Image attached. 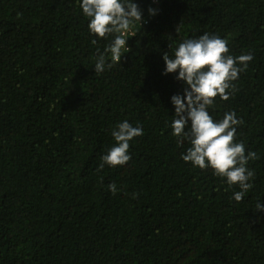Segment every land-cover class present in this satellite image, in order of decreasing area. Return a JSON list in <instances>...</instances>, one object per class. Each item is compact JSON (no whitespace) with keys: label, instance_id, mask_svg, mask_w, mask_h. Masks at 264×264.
<instances>
[{"label":"trees","instance_id":"1","mask_svg":"<svg viewBox=\"0 0 264 264\" xmlns=\"http://www.w3.org/2000/svg\"><path fill=\"white\" fill-rule=\"evenodd\" d=\"M134 2L143 24L97 75L114 37L89 31L82 0H0V264H264V0ZM204 33L253 55L209 108L235 111L236 142L258 154L241 202L238 185L182 159L190 145L170 127L186 84L163 55ZM124 120L143 135L127 164L101 169Z\"/></svg>","mask_w":264,"mask_h":264},{"label":"clouds","instance_id":"2","mask_svg":"<svg viewBox=\"0 0 264 264\" xmlns=\"http://www.w3.org/2000/svg\"><path fill=\"white\" fill-rule=\"evenodd\" d=\"M80 7L90 20L88 28L93 35L114 37L104 52L98 50L94 70L99 75L121 62L128 37L130 34L134 36L133 28L137 22H144L143 13L134 0H82ZM148 11L155 15L157 10L149 8ZM109 59L111 62H108ZM163 60L166 64L164 74L178 72L176 79L186 84L182 95L171 97L175 106L174 119L170 124L172 135L177 138L178 144L188 141L190 145L181 153L182 159L186 163L191 162L193 167L211 168L215 176L226 178L229 188L238 185L240 190L234 192L232 198L241 202L253 187L249 181L254 178L255 172L248 168V164L257 160L258 154L255 151L246 152L245 144L236 142L237 126L244 122L237 118L235 111L226 112L222 119L216 120L209 108L215 104L217 97L227 101L235 92L236 86L232 82L247 70L253 55L248 53L233 57L225 39L204 33L199 38L180 43L173 57L165 52ZM142 135L141 126H133L128 120L119 122L112 131L116 144L101 157L100 168L105 164L112 167L127 164L131 159L129 142ZM107 187L114 195L118 191L115 183ZM256 209L264 210V205L257 203Z\"/></svg>","mask_w":264,"mask_h":264}]
</instances>
